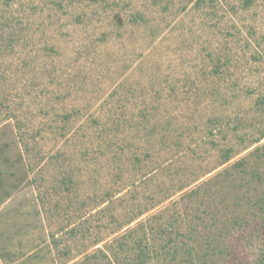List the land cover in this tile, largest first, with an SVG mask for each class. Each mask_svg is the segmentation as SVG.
Returning <instances> with one entry per match:
<instances>
[{"label": "rangeland", "instance_id": "obj_1", "mask_svg": "<svg viewBox=\"0 0 264 264\" xmlns=\"http://www.w3.org/2000/svg\"><path fill=\"white\" fill-rule=\"evenodd\" d=\"M263 133L264 0H0V264H259Z\"/></svg>", "mask_w": 264, "mask_h": 264}, {"label": "trees", "instance_id": "obj_2", "mask_svg": "<svg viewBox=\"0 0 264 264\" xmlns=\"http://www.w3.org/2000/svg\"><path fill=\"white\" fill-rule=\"evenodd\" d=\"M222 70L220 69V66L219 65H216V72H221ZM264 138V133L261 135V137H259L258 139H256V141L258 142V141H260L261 139H263ZM263 150H264V147H263ZM230 152H231V150H228V149H226L224 152H223V159H224V161H226V160H228L229 159V157H230ZM251 176H252V178H254V177H256V174H255V172H253L252 174H251ZM244 180V179H243ZM246 180H244V183L246 184ZM264 259V258H263ZM261 260L260 261V263L259 264H264V260Z\"/></svg>", "mask_w": 264, "mask_h": 264}]
</instances>
